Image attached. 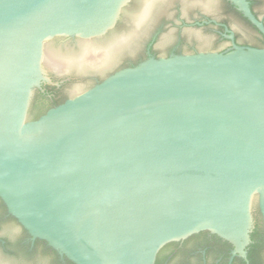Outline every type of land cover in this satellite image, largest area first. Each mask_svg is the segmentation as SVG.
Masks as SVG:
<instances>
[{
    "label": "water",
    "instance_id": "water-1",
    "mask_svg": "<svg viewBox=\"0 0 264 264\" xmlns=\"http://www.w3.org/2000/svg\"><path fill=\"white\" fill-rule=\"evenodd\" d=\"M130 1L0 0V199L73 264H154L201 231L245 257L254 206L264 229V48L219 53L212 29L177 26L207 14L260 39L221 0H136L121 14ZM229 1L264 37L246 0ZM154 33L161 54L184 53L84 90ZM48 72L73 96L31 120L34 90L57 85Z\"/></svg>",
    "mask_w": 264,
    "mask_h": 264
},
{
    "label": "flooded vegetation",
    "instance_id": "flooded-vegetation-1",
    "mask_svg": "<svg viewBox=\"0 0 264 264\" xmlns=\"http://www.w3.org/2000/svg\"><path fill=\"white\" fill-rule=\"evenodd\" d=\"M136 0H131L130 3L123 8L121 14L130 6L136 5ZM225 7V13L233 14L240 13L248 23H243L248 26L260 39L257 44L249 42H240L237 34L224 21H218L207 14L200 15L194 22L187 23L182 21L177 28L192 27L196 29L210 28L218 36L221 43H226L224 47L218 49L219 53H226L233 48V45L244 48H264V37L258 30L242 15V13L229 0H221ZM250 12L256 19L264 25V0H246ZM226 4L230 7H226ZM238 17V16H237ZM119 20L113 30L118 29L121 25ZM175 26V24H174ZM113 30L109 31L105 36H108ZM233 36V40L229 37ZM263 38V42L261 41ZM98 39V40H100ZM62 40L64 45H68L77 49L79 43L77 39H54ZM158 35L154 33L144 45L143 55L133 62L122 64L105 76L93 78L92 82L86 85L85 89L101 82L105 77L114 73L117 70L133 67L140 62L149 58L169 57L172 55H182L184 52L181 45L172 48L165 54L157 51ZM191 54L199 53L197 49H191ZM48 76L53 83L57 85L41 84L40 89L34 90L29 112L42 113L48 109L63 103L66 99L73 95L67 94L64 91L65 80L48 72ZM253 223L251 232L249 233V243L244 247L245 257H242L235 251V247L221 239L220 237L211 234L207 231H201L188 236L185 239L169 243L165 245L157 254L154 264H264V229L261 222L260 214L254 206L252 210ZM258 233L256 239H251V235ZM257 245V246H255ZM263 246V247H259ZM255 246V247H254ZM0 264H73L66 257L60 255L52 249L46 242L33 238L20 223L8 212L5 204L0 199Z\"/></svg>",
    "mask_w": 264,
    "mask_h": 264
},
{
    "label": "trees",
    "instance_id": "trees-1",
    "mask_svg": "<svg viewBox=\"0 0 264 264\" xmlns=\"http://www.w3.org/2000/svg\"><path fill=\"white\" fill-rule=\"evenodd\" d=\"M226 7L228 8L229 6H228V4H226ZM230 8V7H229ZM236 15L240 18V19H242L243 21H245L246 23H248L244 18H242V16L240 15V13H236ZM261 41L263 42V38L261 37ZM46 111H44V112H42V113H35L34 111H30L29 112V117H30V119L31 120H35V119H37L39 116H41V115H43L44 113H45ZM255 237H258V233H254V234H252L251 235V239L253 240V239H256ZM255 246H257V245H255ZM254 246V247H255ZM259 247H263V246H260L259 245Z\"/></svg>",
    "mask_w": 264,
    "mask_h": 264
}]
</instances>
